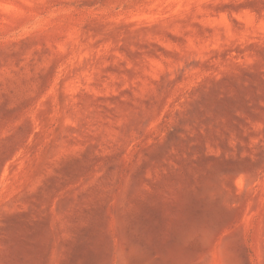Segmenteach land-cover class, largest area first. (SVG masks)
Returning a JSON list of instances; mask_svg holds the SVG:
<instances>
[{
  "label": "rangeland",
  "instance_id": "1",
  "mask_svg": "<svg viewBox=\"0 0 264 264\" xmlns=\"http://www.w3.org/2000/svg\"><path fill=\"white\" fill-rule=\"evenodd\" d=\"M0 264H264V0H0Z\"/></svg>",
  "mask_w": 264,
  "mask_h": 264
}]
</instances>
